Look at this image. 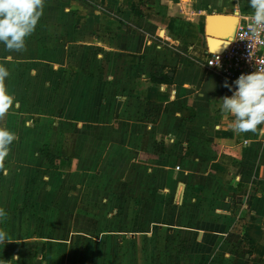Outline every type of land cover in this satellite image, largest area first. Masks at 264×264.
<instances>
[{"label":"crops","instance_id":"0c3cea01","mask_svg":"<svg viewBox=\"0 0 264 264\" xmlns=\"http://www.w3.org/2000/svg\"><path fill=\"white\" fill-rule=\"evenodd\" d=\"M252 12L249 0H44L24 50L0 43L13 98L0 128L15 136L0 160V264H17L9 226L21 212L30 226L23 201L41 162L63 178L139 177L173 210L220 212L196 242L225 264H264V125L234 132L221 99L232 92L205 66L206 17Z\"/></svg>","mask_w":264,"mask_h":264},{"label":"rangeland","instance_id":"374dc122","mask_svg":"<svg viewBox=\"0 0 264 264\" xmlns=\"http://www.w3.org/2000/svg\"><path fill=\"white\" fill-rule=\"evenodd\" d=\"M34 170L23 201L26 208L29 204L30 226L26 225L28 216L23 217L22 212L19 227L9 226V233L11 230L18 239L5 255L9 263H226L220 255L211 257V247L195 240L203 231L204 217L212 218L215 224L223 215L220 212L205 214L188 206L173 210L171 201H157L161 199L152 185L145 186V180L139 177L101 180L89 169L88 177L63 178L60 168L43 162L35 163ZM131 174L139 176L138 170ZM45 175H51V180H45ZM115 181L111 193H107ZM106 200L109 205L104 203ZM159 206L165 210L158 211ZM220 232L223 230L219 227L213 228L212 233Z\"/></svg>","mask_w":264,"mask_h":264},{"label":"clouds","instance_id":"9594fccd","mask_svg":"<svg viewBox=\"0 0 264 264\" xmlns=\"http://www.w3.org/2000/svg\"><path fill=\"white\" fill-rule=\"evenodd\" d=\"M249 6L253 9L251 35L258 38L264 32V0H249ZM43 8L44 0H0V43L9 51L24 50L26 38L34 32ZM8 76L6 67L0 65V85ZM223 86L232 92L221 99L222 110L232 117L233 131L257 132L258 126L264 125V66L240 74L232 83L225 81ZM12 104L13 98L0 86V115ZM14 139V133L0 128V160L7 156ZM5 215L0 209V219ZM6 239L7 234L0 231V243Z\"/></svg>","mask_w":264,"mask_h":264},{"label":"built area","instance_id":"2783aa9c","mask_svg":"<svg viewBox=\"0 0 264 264\" xmlns=\"http://www.w3.org/2000/svg\"><path fill=\"white\" fill-rule=\"evenodd\" d=\"M250 24L251 18L239 22L228 47L221 53H210L206 57V68L228 83L242 73H250L256 67L264 66V32L258 38L253 37Z\"/></svg>","mask_w":264,"mask_h":264},{"label":"water","instance_id":"95a60500","mask_svg":"<svg viewBox=\"0 0 264 264\" xmlns=\"http://www.w3.org/2000/svg\"><path fill=\"white\" fill-rule=\"evenodd\" d=\"M237 24L236 18L233 17L221 15H209L206 17L207 48L210 53H221L228 47L233 39ZM232 29L233 34L230 38L229 35ZM212 38H219V40H222L221 44L218 47H214Z\"/></svg>","mask_w":264,"mask_h":264},{"label":"trees","instance_id":"16d2710c","mask_svg":"<svg viewBox=\"0 0 264 264\" xmlns=\"http://www.w3.org/2000/svg\"><path fill=\"white\" fill-rule=\"evenodd\" d=\"M47 158L49 159L50 163L52 164L53 163V160H52L53 158H51V156H48V155H47Z\"/></svg>","mask_w":264,"mask_h":264},{"label":"bare ground","instance_id":"6f19581e","mask_svg":"<svg viewBox=\"0 0 264 264\" xmlns=\"http://www.w3.org/2000/svg\"><path fill=\"white\" fill-rule=\"evenodd\" d=\"M232 34H233V29H232V31H231V33H230V35H229V36H230V38L232 37ZM226 46H227V45H226Z\"/></svg>","mask_w":264,"mask_h":264}]
</instances>
